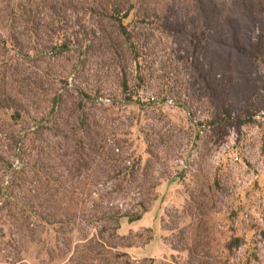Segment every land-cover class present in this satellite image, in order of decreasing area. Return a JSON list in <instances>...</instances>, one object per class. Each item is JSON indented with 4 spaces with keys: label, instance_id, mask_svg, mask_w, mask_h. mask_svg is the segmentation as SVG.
<instances>
[{
    "label": "rangeland",
    "instance_id": "1",
    "mask_svg": "<svg viewBox=\"0 0 264 264\" xmlns=\"http://www.w3.org/2000/svg\"><path fill=\"white\" fill-rule=\"evenodd\" d=\"M132 1L125 24L139 59L127 55L123 92L117 58L97 52L85 69H76L77 52L38 55L36 45L49 37H38L21 19L30 7L39 14L37 23L45 22L42 30L49 25L59 31L53 38L59 43L64 34L70 38L79 26L89 27L90 15L57 14L55 21L34 0H0V159L17 166L26 152L25 162L70 180L61 184L80 193L91 189L89 211L101 203V212H138L144 202L155 226L114 242L122 246L118 253H128L126 245L143 247L156 238L149 257L129 254L134 264H264V0ZM67 80L76 90H62ZM60 93L61 104L53 108L51 99ZM77 117L89 122L93 136L119 142L123 149L115 154L129 161L116 168L105 158L94 163L81 157L72 164L63 155L73 140L83 139L82 130L72 133ZM32 119H45L38 139ZM124 166L134 168L132 175L120 172ZM5 167L0 161L1 185L11 181ZM74 169L76 177L68 176ZM5 205L0 203V264H49L43 249L50 232L31 219L27 224L38 233L30 242ZM81 227L96 233L100 224ZM236 238L241 245L230 255L228 244ZM21 248L27 254L18 259L27 260L15 258ZM106 259L103 264H114Z\"/></svg>",
    "mask_w": 264,
    "mask_h": 264
},
{
    "label": "trees",
    "instance_id": "2",
    "mask_svg": "<svg viewBox=\"0 0 264 264\" xmlns=\"http://www.w3.org/2000/svg\"><path fill=\"white\" fill-rule=\"evenodd\" d=\"M38 2L44 9H49L55 18L57 14L74 13L83 16L90 15L88 26H79L78 30L67 38L64 34L63 42H53L56 38L57 30L55 27L51 28L49 25L45 30L41 28L43 25L37 23L39 14H34L33 9L23 11L22 20L25 19L27 23L31 24L33 31L37 33L38 37L46 34L49 41L45 44L36 45L34 51L36 54L43 55L46 52L54 56H65L77 52L78 63L76 69H85L86 63L93 58L97 52L106 56H114L118 59L116 69L121 74L120 88L123 92L128 88L129 72L127 65V55H132L134 61H138L139 55L134 43V35L130 31L128 25L125 24L135 9L132 0H34ZM50 17L51 18H53ZM94 17L98 18L94 21ZM53 18V19H54ZM14 20H16L14 18ZM4 46V43H0ZM22 54V53H21ZM72 59V56H68ZM140 78V77H138ZM64 89L76 88L74 84L64 81ZM65 92V91H64ZM79 94L85 100L91 99L84 89H79ZM64 94H55L51 99L53 108L61 104L62 96ZM3 102L0 107L3 108ZM51 112L50 114H53ZM75 116V115H74ZM13 117L15 119L21 118L20 113H16ZM231 118V116H228ZM77 117V123L72 129V133L77 134V130H82L83 139L73 140L74 145L67 146V152L64 157H69L72 164L77 163L78 158L84 157L89 161L96 163L97 159L105 158L107 161L115 164V167L121 166L126 160L122 156L115 154V150L120 152L123 149L120 143H115L114 139L103 134L93 136V131L89 122L80 120ZM45 119L38 121L32 119L31 134L36 135L34 139H38ZM35 123V125H34ZM101 123H93V126L104 129ZM33 139V140H34ZM112 143H109L110 141ZM116 147H115V146ZM44 149H42L43 151ZM26 152H23L20 158L22 161L15 166L13 163L7 162L4 159L0 161L6 166L5 172L11 174V181L8 185L0 184V203L6 204L5 208L10 209L11 217L18 223L21 229H26L29 235L30 242L36 243V234L38 227L27 224L31 219H38L43 223V229L46 228L49 236L48 242H45L43 254L48 259L49 264H103L107 262L106 256H110L114 260V264H134L128 253H118L117 250L122 247L115 244V240L127 239L119 235L121 220L126 219L129 223L139 221L148 212L144 202L139 203L138 212L121 213L109 209L107 212H101L99 204H93L92 209L86 210L85 201L91 198V189H83L80 193L79 188H70L67 185L61 184V180L70 181L64 178V174L60 175L53 171H48L47 168L41 165V169L36 167L38 162H25L23 157ZM67 162L65 168H71V163ZM134 167V166H133ZM132 167V168H133ZM45 170V171H44ZM134 170V168H133ZM130 167L124 166L120 170L121 173L131 171ZM139 170V169H138ZM73 178L76 177L77 169L68 171ZM126 178V177H125ZM124 178V179H125ZM50 182L58 187H51ZM30 185L29 187H26ZM152 192L153 188L147 190ZM80 199V197H84ZM12 209V210H11ZM100 214V215H99ZM21 221V223H20ZM37 221V220H36ZM93 222L100 224V229H96V233H86L82 224ZM98 228V227H95ZM150 231L149 229H146ZM28 237V236H27ZM241 239H233L228 244V251L231 255L234 247H240ZM134 245H126L125 248H130ZM124 247V246H123ZM18 250V249H17ZM16 250V259L20 258L21 254H27V251ZM192 252H190L191 254ZM198 255V254H197ZM193 260L196 258V253L192 254ZM228 258V257H226ZM27 258L18 259L24 261ZM121 261V263L119 262ZM217 264H226V262L216 259Z\"/></svg>",
    "mask_w": 264,
    "mask_h": 264
},
{
    "label": "crops",
    "instance_id": "3",
    "mask_svg": "<svg viewBox=\"0 0 264 264\" xmlns=\"http://www.w3.org/2000/svg\"><path fill=\"white\" fill-rule=\"evenodd\" d=\"M155 224H156L155 217H152L150 213H146L141 220L133 222V223H129L127 220L125 221V219H122L119 233L121 234V236H125L128 233L137 232L144 228H153ZM156 242H157L156 238H154L149 244L143 247L132 246L129 249L128 254H131L137 257V259H142V258L145 259L149 257V255H151L150 253L155 248ZM163 250L161 251V253H163ZM167 252L168 250L165 247V253Z\"/></svg>",
    "mask_w": 264,
    "mask_h": 264
}]
</instances>
